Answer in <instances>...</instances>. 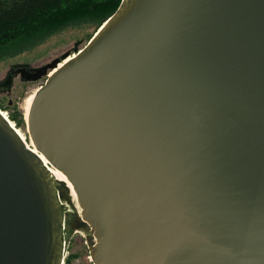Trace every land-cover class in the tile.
<instances>
[{
	"label": "water",
	"instance_id": "water-1",
	"mask_svg": "<svg viewBox=\"0 0 264 264\" xmlns=\"http://www.w3.org/2000/svg\"><path fill=\"white\" fill-rule=\"evenodd\" d=\"M19 75L95 264H264V0H122ZM69 193L0 112V264L63 263Z\"/></svg>",
	"mask_w": 264,
	"mask_h": 264
},
{
	"label": "trees",
	"instance_id": "trees-1",
	"mask_svg": "<svg viewBox=\"0 0 264 264\" xmlns=\"http://www.w3.org/2000/svg\"><path fill=\"white\" fill-rule=\"evenodd\" d=\"M121 2L122 0H0V60L22 53L67 27L90 23L96 12L111 8L112 12L100 21L97 32ZM9 116L12 120H18L17 117L13 119L10 113ZM16 125L18 126L17 123Z\"/></svg>",
	"mask_w": 264,
	"mask_h": 264
},
{
	"label": "rangeland",
	"instance_id": "rangeland-1",
	"mask_svg": "<svg viewBox=\"0 0 264 264\" xmlns=\"http://www.w3.org/2000/svg\"><path fill=\"white\" fill-rule=\"evenodd\" d=\"M111 12V8L101 9L96 12L90 23L81 26L67 27L22 53L1 59L0 80L6 76L12 64L31 63L34 66H41L51 62L57 57H61L66 52H73L76 47H84L98 29L102 18L104 19V17ZM45 82L46 77L37 81L27 82H23L20 77H18L15 79L13 89L10 93L0 92V106L9 112L13 119L15 117L18 118V120H14L18 124V128L26 135L31 144L32 138L29 133L28 120L25 118L24 102L30 93L35 92L37 88L45 84ZM65 202L68 204L69 209H79L78 199H74L71 192ZM77 221L78 219L76 216V220L73 224L75 225ZM69 222L70 221H68V228H66V230H68L67 237L70 244L68 248L70 250V255L67 264H92L89 260V255H91L89 245L85 243V241L88 242L86 233L79 229L75 230L74 225Z\"/></svg>",
	"mask_w": 264,
	"mask_h": 264
},
{
	"label": "bare ground",
	"instance_id": "bare-ground-1",
	"mask_svg": "<svg viewBox=\"0 0 264 264\" xmlns=\"http://www.w3.org/2000/svg\"><path fill=\"white\" fill-rule=\"evenodd\" d=\"M65 62V61H64ZM62 64L63 63H60V65L59 66H62ZM51 75V74H50ZM39 88V87H38ZM37 88V89H38ZM37 91V90H36ZM36 91L35 92H32V93H30L29 95H28V97L26 98V100H25V104H24V109H25V118H26V120H28V118H29V113H30V108H31V105H32V102H33V99H34V96H35V93H36ZM0 112L6 117V119H8V121H10V123H11V125L17 130V132L20 134V136L22 137V139L24 140V142L26 143V145L30 148V149H32V151H34L35 153L37 152V153H39L40 154V158L44 161V163L50 168V170H51V172H52V174H53V176L56 178V180H58L59 182L60 181H65L67 184H68V186H69V188H70V192H71V195L73 196V198L74 199H78L77 198V193H76V191H75V189H74V186H73V184H72V182L71 181H69L68 180V178L66 177V175L61 171V170H59V169H57V168H55L54 166H52V164L50 163V161L47 159V157L44 155V154H42V153H40L39 152V150L37 149V147H36V145H35V143H34V141L33 140H31L32 141V144L31 143H29V140H28V138L26 137V135L18 128V126L16 125V123H15V121L14 120H12L11 118H10V116H9V112L7 111V110H4V109H2L1 107H0ZM12 120V121H11ZM16 125V126H15ZM71 202V201H70ZM72 203V202H71ZM66 205H67V207H68V204L66 203ZM78 205H79V209H69L68 208V210L72 213V215L71 216H73L74 215V212H78L79 214H81V207H80V204H79V202H78ZM73 206H75V205H73ZM71 216H69V217H71ZM67 228H68V220H67ZM76 230H78V229H76ZM67 235H68V230H65V238L67 239ZM85 238V237H84ZM91 260V259H90Z\"/></svg>",
	"mask_w": 264,
	"mask_h": 264
},
{
	"label": "built area",
	"instance_id": "built-area-1",
	"mask_svg": "<svg viewBox=\"0 0 264 264\" xmlns=\"http://www.w3.org/2000/svg\"><path fill=\"white\" fill-rule=\"evenodd\" d=\"M85 243L88 244V242H86V241H85ZM69 246H70V244H69L68 237H67V239L65 241L64 260H63V263L62 264H67V260H68L69 255H70V250L68 249ZM89 260L92 262V264H94L93 261H92L91 255H89Z\"/></svg>",
	"mask_w": 264,
	"mask_h": 264
},
{
	"label": "flooded vegetation",
	"instance_id": "flooded-vegetation-1",
	"mask_svg": "<svg viewBox=\"0 0 264 264\" xmlns=\"http://www.w3.org/2000/svg\"><path fill=\"white\" fill-rule=\"evenodd\" d=\"M16 64V63H15ZM18 77H20V79H21V75H19ZM18 77H16V78H18ZM15 78V79H16ZM22 80V79H21ZM23 81V80H22ZM23 82H25V81H23ZM11 92V90L10 91H7V93H10ZM12 103V102H11ZM75 220H76V216L75 215H73V216H71V217H69V219H68V221H70L72 224L75 222ZM69 222V223H70ZM74 225V224H73Z\"/></svg>",
	"mask_w": 264,
	"mask_h": 264
}]
</instances>
